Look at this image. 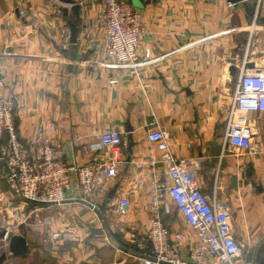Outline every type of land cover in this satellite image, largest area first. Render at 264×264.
Wrapping results in <instances>:
<instances>
[{
    "label": "crops",
    "instance_id": "0c3cea01",
    "mask_svg": "<svg viewBox=\"0 0 264 264\" xmlns=\"http://www.w3.org/2000/svg\"><path fill=\"white\" fill-rule=\"evenodd\" d=\"M74 2L0 0V95L13 100L17 137L30 148L41 131L71 169L63 204L20 206L19 224L32 218L30 236L18 234L28 253H8L2 264H139L149 249L151 190L166 171L148 141L153 131L165 135L176 159L191 161L201 192L230 214L237 264H264V113L242 116L251 151L228 153L223 145L240 73L264 71V0L232 9L226 0H132L142 32L138 62L127 66L105 60L100 4ZM68 21L77 28L75 44ZM108 131L122 135L123 161L103 193L84 197L73 170L91 161L89 148ZM159 214L188 261L196 238L169 197ZM204 260L217 264L210 255Z\"/></svg>",
    "mask_w": 264,
    "mask_h": 264
},
{
    "label": "built area",
    "instance_id": "2783aa9c",
    "mask_svg": "<svg viewBox=\"0 0 264 264\" xmlns=\"http://www.w3.org/2000/svg\"><path fill=\"white\" fill-rule=\"evenodd\" d=\"M94 1L101 6L97 22L103 30L105 60L119 66L137 63L142 18L133 8L132 0ZM48 2L56 4V0ZM232 7L228 4V8ZM113 84H116L115 80L110 81V85ZM13 112V100L0 95V163L6 188L15 197L30 204H63L71 188V169L41 131L32 147L23 145L17 137ZM253 113H264V71L253 69L248 73L244 69L236 81L227 112L223 143L226 152L236 148L251 151L242 116ZM236 115L239 118L234 122ZM147 137L160 152L166 171L164 179L155 183L151 190L153 217L146 233L148 251L144 253L147 249L136 234L130 236V243L144 253L139 264H205V255L213 257L217 264H237L241 249L233 235L230 214L201 192L191 161L176 159L168 151L163 133L153 131ZM123 146L122 135L117 131H108L100 136L95 146L89 148L95 156L88 164L73 170L84 197L104 192V184L115 177L123 161ZM99 154L103 156L99 157ZM165 196L174 203L196 238L188 261L181 258L178 246L169 239L162 223L159 209ZM120 206L126 210L128 202L123 200ZM175 240L180 241V236L175 235Z\"/></svg>",
    "mask_w": 264,
    "mask_h": 264
},
{
    "label": "rangeland",
    "instance_id": "374dc122",
    "mask_svg": "<svg viewBox=\"0 0 264 264\" xmlns=\"http://www.w3.org/2000/svg\"><path fill=\"white\" fill-rule=\"evenodd\" d=\"M1 173H3V170L1 171ZM0 178L2 179V174ZM2 181H0V184H2V186L4 187V184L2 183ZM4 188L5 189L4 190L2 189V190L4 191V193H6V196H4L5 201L2 200L4 201L5 206L4 207L2 206L3 208H1L0 210V233L6 232L7 237L6 239H3L2 241H0V247H1L0 252L6 253L8 257L9 254L6 248L8 239L11 236L18 235V234L30 236L31 227H32V223H31L32 218L31 220H28V221L25 220L24 224L22 225L19 224L20 223L19 219L21 217L20 206L23 205L24 203L30 205V203L15 197L8 191V189H6V187ZM31 205H34V204H31ZM27 211H29V208L27 209Z\"/></svg>",
    "mask_w": 264,
    "mask_h": 264
},
{
    "label": "water",
    "instance_id": "95a60500",
    "mask_svg": "<svg viewBox=\"0 0 264 264\" xmlns=\"http://www.w3.org/2000/svg\"><path fill=\"white\" fill-rule=\"evenodd\" d=\"M246 1H248V0H226L227 3L232 4V5L240 4V3H243ZM58 2L67 8L72 7L75 4L74 0H58ZM67 11H68L67 9L63 10V16L64 17H67V15H68ZM68 28H69V42H70V44H75L76 43V37H77L76 25L73 22L68 21ZM231 75H234V69L233 68L231 69ZM115 190L116 189H114V191H112L108 195L109 199H111L113 197ZM95 212L97 213V215H99V213L97 211H95ZM6 237H7L6 232L0 233V240L6 239ZM7 249H8V253L13 258H22V259L25 258L27 256V253H28V245H27L26 239L20 235L11 236L7 242ZM5 259H6V254L3 253L0 256V264H2L5 261Z\"/></svg>",
    "mask_w": 264,
    "mask_h": 264
}]
</instances>
